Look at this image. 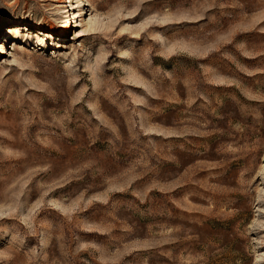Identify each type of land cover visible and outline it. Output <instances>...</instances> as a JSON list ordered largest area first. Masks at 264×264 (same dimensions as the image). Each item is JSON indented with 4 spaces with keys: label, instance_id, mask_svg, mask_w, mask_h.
<instances>
[{
    "label": "rangeland",
    "instance_id": "374dc122",
    "mask_svg": "<svg viewBox=\"0 0 264 264\" xmlns=\"http://www.w3.org/2000/svg\"><path fill=\"white\" fill-rule=\"evenodd\" d=\"M63 1L0 0V264H264V0Z\"/></svg>",
    "mask_w": 264,
    "mask_h": 264
},
{
    "label": "bare ground",
    "instance_id": "6f19581e",
    "mask_svg": "<svg viewBox=\"0 0 264 264\" xmlns=\"http://www.w3.org/2000/svg\"><path fill=\"white\" fill-rule=\"evenodd\" d=\"M59 2H63L62 4H61V7H66L67 5L66 4H64V1L63 0H58ZM65 10H67V9H65ZM64 10V11H65ZM70 14L72 15V19L71 20H68L67 22H66V24L64 25V29H63V32H67L68 30H70V28H72V26H74V25H76V23H77V21H76V19H75V16H76V14H74L73 12H71V13H69V16H70ZM6 29H4L3 30V32L5 31ZM49 33H53V31L52 30H50V31H48Z\"/></svg>",
    "mask_w": 264,
    "mask_h": 264
}]
</instances>
